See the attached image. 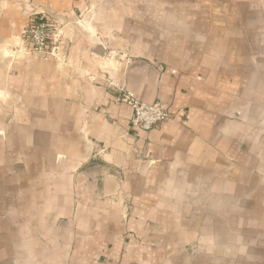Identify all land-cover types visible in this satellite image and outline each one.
I'll return each instance as SVG.
<instances>
[{
  "label": "crops",
  "instance_id": "0c3cea01",
  "mask_svg": "<svg viewBox=\"0 0 264 264\" xmlns=\"http://www.w3.org/2000/svg\"><path fill=\"white\" fill-rule=\"evenodd\" d=\"M0 264H264V0H0Z\"/></svg>",
  "mask_w": 264,
  "mask_h": 264
},
{
  "label": "built area",
  "instance_id": "2783aa9c",
  "mask_svg": "<svg viewBox=\"0 0 264 264\" xmlns=\"http://www.w3.org/2000/svg\"><path fill=\"white\" fill-rule=\"evenodd\" d=\"M22 38L32 54L61 60L62 32L55 28L46 12H39L32 17L31 23L23 30ZM119 101L133 110L131 126L136 130L150 132L172 118L171 112L162 102L146 103L132 92H123Z\"/></svg>",
  "mask_w": 264,
  "mask_h": 264
},
{
  "label": "water",
  "instance_id": "95a60500",
  "mask_svg": "<svg viewBox=\"0 0 264 264\" xmlns=\"http://www.w3.org/2000/svg\"><path fill=\"white\" fill-rule=\"evenodd\" d=\"M39 12H43V11H37L35 14H38ZM35 14H34V15H35Z\"/></svg>",
  "mask_w": 264,
  "mask_h": 264
}]
</instances>
